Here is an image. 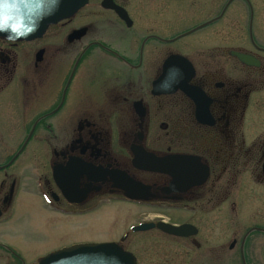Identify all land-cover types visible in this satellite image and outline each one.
Instances as JSON below:
<instances>
[{
	"label": "flooded vegetation",
	"instance_id": "obj_1",
	"mask_svg": "<svg viewBox=\"0 0 264 264\" xmlns=\"http://www.w3.org/2000/svg\"><path fill=\"white\" fill-rule=\"evenodd\" d=\"M10 101L41 110L0 165V227L27 195L52 218L130 205L151 213L98 243L135 264H264V0H88L39 38L0 37ZM34 139L36 169L11 170ZM30 243L0 240V264L60 251Z\"/></svg>",
	"mask_w": 264,
	"mask_h": 264
},
{
	"label": "rangeland",
	"instance_id": "obj_2",
	"mask_svg": "<svg viewBox=\"0 0 264 264\" xmlns=\"http://www.w3.org/2000/svg\"><path fill=\"white\" fill-rule=\"evenodd\" d=\"M25 110L31 111L29 116L33 119L41 109H36V106L35 109H19V105L11 101L0 105V165L12 158L21 143L25 132L23 120ZM40 150H42L40 143L34 139L11 170L36 169V166H33V163H37L34 155L39 154ZM19 206L17 213L19 220H14L16 222L13 225L15 229L8 224L0 227L3 234L0 240L6 243L14 242L21 249L26 243L32 242L31 246L36 245L39 248V255L77 244L119 240L122 232L151 213L150 210L139 207L120 205L119 209L108 207L89 216L56 215L52 218L37 197L32 195L25 196ZM19 229L20 237L13 234L14 230L19 232ZM33 256L29 253L26 255L30 261L33 260Z\"/></svg>",
	"mask_w": 264,
	"mask_h": 264
},
{
	"label": "water",
	"instance_id": "obj_3",
	"mask_svg": "<svg viewBox=\"0 0 264 264\" xmlns=\"http://www.w3.org/2000/svg\"><path fill=\"white\" fill-rule=\"evenodd\" d=\"M87 2L88 0H0V37L28 41L39 38L50 25L74 16ZM115 8L120 12L119 7ZM133 186L129 196L140 198V193L145 189L137 184ZM149 226L144 224L134 230H145ZM164 227L166 232L179 235L186 229V226ZM39 264H135V261L117 243L105 242L64 248L42 258Z\"/></svg>",
	"mask_w": 264,
	"mask_h": 264
}]
</instances>
